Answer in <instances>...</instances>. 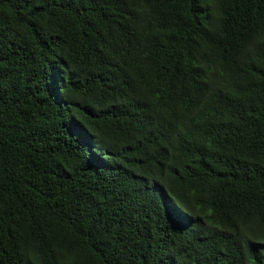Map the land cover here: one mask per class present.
Masks as SVG:
<instances>
[{
	"label": "trees",
	"instance_id": "trees-1",
	"mask_svg": "<svg viewBox=\"0 0 264 264\" xmlns=\"http://www.w3.org/2000/svg\"><path fill=\"white\" fill-rule=\"evenodd\" d=\"M0 264H264V0H0Z\"/></svg>",
	"mask_w": 264,
	"mask_h": 264
}]
</instances>
